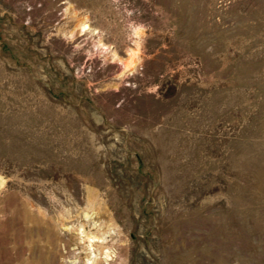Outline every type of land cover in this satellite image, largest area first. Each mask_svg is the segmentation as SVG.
<instances>
[{"label": "rangeland", "instance_id": "1", "mask_svg": "<svg viewBox=\"0 0 264 264\" xmlns=\"http://www.w3.org/2000/svg\"><path fill=\"white\" fill-rule=\"evenodd\" d=\"M0 264H264V0H0Z\"/></svg>", "mask_w": 264, "mask_h": 264}]
</instances>
